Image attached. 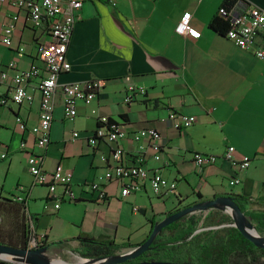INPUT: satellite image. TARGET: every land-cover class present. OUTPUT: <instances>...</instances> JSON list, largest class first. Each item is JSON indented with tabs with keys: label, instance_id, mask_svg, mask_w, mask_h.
Returning a JSON list of instances; mask_svg holds the SVG:
<instances>
[{
	"label": "crops",
	"instance_id": "1",
	"mask_svg": "<svg viewBox=\"0 0 264 264\" xmlns=\"http://www.w3.org/2000/svg\"><path fill=\"white\" fill-rule=\"evenodd\" d=\"M80 1L66 52L71 67L57 79L45 147L35 144L31 127L39 120L37 86L46 75L36 42L47 40L49 33L45 27H34L25 10L0 1V31L10 22L14 25L11 45L0 41V99L7 101L0 104V244L23 247L27 234L26 246L38 240L51 260L72 264L84 261L79 252L83 236L128 245L114 254L126 252L174 209L206 199L239 194L249 199L246 217L264 213V58L209 27L223 0ZM248 5L264 10V0H241L237 7ZM184 11L191 13L189 36L174 29ZM32 65L38 68L26 83L32 99L17 104L11 100V75ZM3 71L8 73L5 79ZM89 79L102 80V87L89 104L77 102L76 116L66 119L62 85ZM131 86L133 99L125 103ZM140 87L145 93L137 91ZM169 111L194 115L196 121L175 127ZM100 115L116 120L125 132L116 141L123 150L122 161L142 162L151 172L174 181L175 192L154 194L146 179L140 190L122 196L120 182L112 180L104 184L106 199H95L87 184L98 180L110 165L109 152L115 144L90 142L102 130ZM143 128L159 133V159L149 139L134 138ZM228 145L235 147L236 157H250L247 169L236 172L223 158ZM31 153L41 158L47 174L60 165L71 175L75 200H61L54 207L62 189L57 187L56 195L49 197L47 186L34 182L27 164ZM195 153L216 158L199 167ZM234 175L240 182L230 185ZM19 203L29 220L27 233L20 222ZM207 211L190 215L198 218ZM209 228L218 226L197 230ZM258 232L264 235V229ZM255 254L264 263V255Z\"/></svg>",
	"mask_w": 264,
	"mask_h": 264
},
{
	"label": "built area",
	"instance_id": "2",
	"mask_svg": "<svg viewBox=\"0 0 264 264\" xmlns=\"http://www.w3.org/2000/svg\"><path fill=\"white\" fill-rule=\"evenodd\" d=\"M8 1L17 9L25 10L29 15L31 23L36 28L45 27L49 33L47 40H39L36 42L37 57L41 61L46 75L38 83L40 92L39 101V120L37 124L31 127L34 135L35 144L38 147H45L49 142V128L52 120V110L54 107L53 96L57 87L58 76L70 70V62L67 59L66 52L73 26L76 20V11L81 6L80 0H0ZM241 0H237L235 5L230 8L220 6L218 15L229 21L228 28L224 36L232 41L241 49L251 50L256 57L264 58V10L258 6H246L238 8L237 4ZM191 13L184 11L175 25V32L189 36L193 29L190 24ZM14 25L12 22L3 26L0 31V41L6 45H11V35ZM22 48L18 49V54L22 55ZM8 66H14V62H9ZM38 68L35 65L25 70L14 71L11 75L13 83V92L11 100L17 104L25 101H31L32 94L26 88L27 81L35 76ZM8 77V73L3 71L1 78ZM102 80L89 79L82 82H70L62 85L63 91V113L68 120H73L77 114V102L89 104L97 95L102 87ZM133 86L128 88V93L124 96L125 103L133 99ZM139 93H145L144 88H138ZM5 99H0V104L6 103ZM18 119L20 128L24 125ZM168 119L174 121V126H190L196 121L194 115H187L176 111L168 112ZM101 123L102 130L90 137V142L96 144L98 140L106 141L112 145L109 152L110 165H108L98 180L90 182L88 189L95 194V199L105 200L107 197L104 184L108 181L117 180L121 184L120 194L127 196L132 192L140 190L142 181L148 179L149 185L154 194L163 195L173 193L176 190V183L168 181L159 172H151L147 167L138 161L135 164L122 161L123 150L116 145V141L123 138L125 132L120 128L116 120L106 115H100L98 118ZM74 136L77 132L73 133ZM136 140L147 138L150 140L151 149L155 152L154 157L160 158L161 145L159 142L160 135L154 128H143L134 134ZM24 143L21 144L23 146ZM235 147L228 145L223 153V158L230 162L236 172L243 171L250 164V157L247 155L235 156ZM1 156H4L2 154ZM214 155H204L195 153L194 159L196 164L201 167L215 160ZM29 172L32 174L34 182L45 184L48 189V196H55L57 187H61L62 191L55 199L54 207L57 208L61 200L72 201L76 199L71 189V175L63 172L60 165L47 174L41 168V158L36 154H29L27 159ZM240 182V178L236 175L229 179L230 185ZM20 199V198H16ZM29 220L27 218L26 225ZM31 243H39L38 240H31ZM0 264H20L6 263L0 261Z\"/></svg>",
	"mask_w": 264,
	"mask_h": 264
},
{
	"label": "trees",
	"instance_id": "3",
	"mask_svg": "<svg viewBox=\"0 0 264 264\" xmlns=\"http://www.w3.org/2000/svg\"><path fill=\"white\" fill-rule=\"evenodd\" d=\"M236 1L237 0H223L221 6L230 8L235 5ZM228 25L229 21L218 14L214 15L209 22L210 28L223 35ZM228 197L233 199L243 213L245 212V205L249 202L248 198L239 194H232ZM9 200L11 201V199H5V201ZM18 208V214L20 212V222H22L25 233H27V215L24 211V205L19 203ZM179 209L181 208H176L169 214ZM212 209L204 216L203 226H220L224 223L229 224L221 227L222 232L218 228H209L207 230L195 232L200 227V219L196 218L195 215L186 214L162 228L154 237L147 251L127 262L158 260L180 264H230V261H232L234 264L240 262L252 264V262H255L259 258L255 253L259 252L261 255H264V249L255 246L245 238L240 230L233 225V221L227 213H223L220 210H215L217 211L215 212L213 211L214 209ZM247 216L252 222L256 223L255 227L258 231L264 229V213H250L247 214ZM150 232L151 229L147 237ZM165 232L168 234H165ZM146 238L142 242H144ZM27 239L28 236L25 234V241L21 246H26ZM81 239L82 249H80L79 252L83 257L87 258L113 255L120 247L128 246L125 244L115 245L108 240L86 236H83Z\"/></svg>",
	"mask_w": 264,
	"mask_h": 264
},
{
	"label": "water",
	"instance_id": "4",
	"mask_svg": "<svg viewBox=\"0 0 264 264\" xmlns=\"http://www.w3.org/2000/svg\"><path fill=\"white\" fill-rule=\"evenodd\" d=\"M212 208H218L230 213L231 217L233 218V225L240 230L245 238H247L255 246L264 249V235L257 234L254 231L255 226L252 223L251 219L249 217H246V215L240 210V208L232 198L228 196H219L216 198L206 199L201 202L194 203L192 205L183 207L172 214L166 215L162 220L152 225L151 232L146 240L138 244L131 250L108 256H99L92 258L83 257L84 261L72 264H180L170 261L158 260L139 262L127 261L147 251L154 237L165 226L180 219L186 214H191L196 211H207ZM195 232H198V230H196ZM0 261L6 263L19 262L23 264H67L62 261L51 260L45 254V246L43 245V243H30L26 247H13L0 244Z\"/></svg>",
	"mask_w": 264,
	"mask_h": 264
},
{
	"label": "rangeland",
	"instance_id": "5",
	"mask_svg": "<svg viewBox=\"0 0 264 264\" xmlns=\"http://www.w3.org/2000/svg\"><path fill=\"white\" fill-rule=\"evenodd\" d=\"M211 210V209H210ZM210 210L209 211H207V213L208 212H210ZM213 210V209H212ZM213 211H215V209L213 210ZM215 212H217V211H215ZM207 213H205V214H201L200 216L198 215V218L201 220V225H200V227L199 228H202V227H204L203 226V222H204V216L207 214ZM230 214V213H229ZM232 214V213H231ZM230 216V215H229ZM231 220L233 221V218L231 217ZM227 225H229V224H227V223H224V224H222L221 226H218V229H220V231L222 232V229H221V227H223V226H227ZM254 231L257 233V234H260L258 231H256L255 229H254ZM230 264H234V263H232V261H230ZM238 264H245L244 262H240V263H238ZM251 264V263H250ZM252 264H264L262 261H260V259H258V260H256L255 262H252Z\"/></svg>",
	"mask_w": 264,
	"mask_h": 264
},
{
	"label": "flooded vegetation",
	"instance_id": "6",
	"mask_svg": "<svg viewBox=\"0 0 264 264\" xmlns=\"http://www.w3.org/2000/svg\"><path fill=\"white\" fill-rule=\"evenodd\" d=\"M215 210H220V211H223V210H221V209H218V208H215Z\"/></svg>",
	"mask_w": 264,
	"mask_h": 264
},
{
	"label": "snow or ice",
	"instance_id": "7",
	"mask_svg": "<svg viewBox=\"0 0 264 264\" xmlns=\"http://www.w3.org/2000/svg\"><path fill=\"white\" fill-rule=\"evenodd\" d=\"M195 35V33H193Z\"/></svg>",
	"mask_w": 264,
	"mask_h": 264
}]
</instances>
